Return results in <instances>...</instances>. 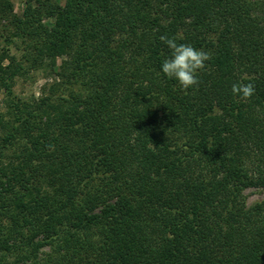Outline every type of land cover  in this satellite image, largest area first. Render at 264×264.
Segmentation results:
<instances>
[{
	"label": "trees",
	"instance_id": "1",
	"mask_svg": "<svg viewBox=\"0 0 264 264\" xmlns=\"http://www.w3.org/2000/svg\"><path fill=\"white\" fill-rule=\"evenodd\" d=\"M0 92V264H264V0H0Z\"/></svg>",
	"mask_w": 264,
	"mask_h": 264
},
{
	"label": "rangeland",
	"instance_id": "2",
	"mask_svg": "<svg viewBox=\"0 0 264 264\" xmlns=\"http://www.w3.org/2000/svg\"><path fill=\"white\" fill-rule=\"evenodd\" d=\"M14 6V12L20 13L23 8L24 0H12ZM61 2V0H57ZM11 53L17 54L14 47L10 49ZM54 75L49 72L48 69H35L29 71L24 76H18L14 79L13 90L22 98L37 97L41 94L44 83L51 81ZM2 99V92H0V106ZM246 201L248 203L261 197V193L256 188H248L245 190Z\"/></svg>",
	"mask_w": 264,
	"mask_h": 264
}]
</instances>
